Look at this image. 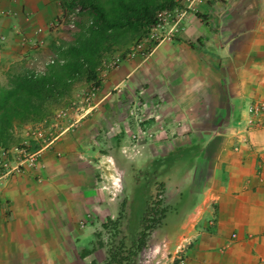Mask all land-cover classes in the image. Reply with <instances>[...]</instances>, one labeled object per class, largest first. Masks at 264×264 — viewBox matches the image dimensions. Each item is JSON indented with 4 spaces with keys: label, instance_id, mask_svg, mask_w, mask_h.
Masks as SVG:
<instances>
[{
    "label": "crops",
    "instance_id": "1",
    "mask_svg": "<svg viewBox=\"0 0 264 264\" xmlns=\"http://www.w3.org/2000/svg\"><path fill=\"white\" fill-rule=\"evenodd\" d=\"M58 15V0H0V65L44 42ZM120 62L100 81L89 116L58 118L34 166L0 177V264L94 260L97 213L110 218L113 201L121 208L128 179L115 180L145 165L122 158L129 126L142 152L157 141L170 142L168 155L192 154L184 173L172 172L188 175L184 201L196 199L176 264H264V109L252 112L264 104V0H200L169 38Z\"/></svg>",
    "mask_w": 264,
    "mask_h": 264
},
{
    "label": "rangeland",
    "instance_id": "2",
    "mask_svg": "<svg viewBox=\"0 0 264 264\" xmlns=\"http://www.w3.org/2000/svg\"><path fill=\"white\" fill-rule=\"evenodd\" d=\"M175 1L176 5L179 6L185 3L184 0ZM60 3H64L63 8L60 7ZM95 3L98 6L104 7L107 11H111L116 5V0H95ZM58 4L59 15L49 28V32L45 37L44 42H41L39 43L40 45H38L37 42L39 40L35 41L34 43H36V47L34 49H31V46L28 47L27 50L29 51H26V55L22 54L19 57V60L10 64L3 63V65H0V83H2L6 78V71L9 67H11V65L15 66L13 68L25 69L32 71L35 74L43 75L48 73L51 66L60 65V63L65 60L62 58L61 54L58 53L59 51L55 50V47L75 45L77 43L84 42L88 38L89 29L92 27L87 26L91 23L93 17V13H90L89 7L84 6L80 0H58ZM119 5L122 7V4ZM149 26L150 25L146 26L145 30H147ZM202 29H206V27L204 26ZM210 30L211 29L205 30V32L209 33ZM120 38L122 39L118 44H110V47L101 50L99 63L95 67V78L98 80V85L95 84L97 86V91H99L100 88V81L102 82L106 77H109L112 70L115 69L121 62H119L116 67L110 69H105L103 67V63L111 60L114 56L123 55L126 49L131 46L132 43L137 41L134 40L135 34L128 35V32H122ZM49 42L51 45L50 47ZM91 82L92 80H86L82 73L79 75L75 74L69 83L68 88L63 91L61 96L62 98L59 100H48L42 104V108L46 112L50 110L48 115L39 121L32 120L30 122L23 123L16 120L12 123V126L9 129L10 137L8 143L5 146L0 147V152L5 150V158L13 160L20 156L21 153L19 152V149L23 148L25 151H34L40 148V146H43L47 140H50L49 138L52 136V130L57 129L55 124L57 123V125H59L61 118L64 117L62 120L65 119L66 123H70L75 119V122H77L81 114H84L82 117L89 116V107L92 105V101L96 96L94 94L92 98H86L88 97V95H86L88 93V89L92 86V84H94ZM116 91L119 92V90ZM127 101L128 100H124L125 105L127 104ZM133 110L130 109L131 114L133 113L134 115L136 113ZM128 113L129 111L127 112V116L129 115ZM58 118H60V121ZM108 119L111 121L109 117ZM129 128L126 132L127 136L122 140V150L124 155L122 158L125 157L130 161H134V167H140L145 163L144 168L139 170L137 175L145 173L148 174L150 171L149 168L156 165V163L154 161L146 163V161L154 157H161V159L167 157L168 161H170L164 162L163 164L166 168L172 166V155H168L169 151H172L173 149L170 142H164V140H162L164 143H159L158 145V142L154 140L156 142L154 145H151V149L149 151H146L149 153V155H147L148 153L145 151L142 152L143 147L137 142L139 139L135 137V133L131 128ZM40 129H44V131H41L40 136V139L43 141L35 139ZM114 131L117 130H108V133L112 134ZM54 134H56V132ZM146 134L148 136L154 135L152 132H146ZM30 139H33V141ZM14 148H17V153L13 150ZM155 152L156 154L154 156ZM117 156L118 158L121 157L119 154ZM181 157L182 156L179 155L180 160H183ZM123 161L126 162L125 160ZM129 164H131V162ZM199 166L200 164L198 163L195 175H198ZM123 169L125 172L128 170V176L130 168L125 167ZM183 169L184 167H181L179 170L184 173L185 171ZM161 170L162 165L158 167L157 172L162 175L166 173L165 171L162 173ZM167 175L169 176L168 178L166 177L167 180L164 187L165 195L155 194L156 190H151L150 199V203L158 209L159 203H162L163 197H165L163 203L166 202L167 204H171L166 217H162L163 219L157 223L145 220L147 223L156 224L155 226L153 225L148 227V229L143 228L145 233L144 238H141L142 242L139 243L137 238L140 235L134 234L135 232L133 233L132 230L139 222V216L143 209L142 201L133 199L132 205L130 204L129 211L127 212L130 214L128 221L125 218L124 211L123 214L119 213L122 209V204L120 208V205L117 207V204L113 201L109 211L111 214L110 218H107V212L106 210H103L102 212L100 211V213H97V217L94 219V236L92 237L93 240L90 247V251L92 252L90 257H93L94 260L90 263L88 262V258L85 260L83 259L82 264H176L183 259L181 255L184 253L187 242L185 239L186 233L183 232L185 227L182 225L183 222L186 221L184 219L188 214V204L194 202L196 199L193 198L194 200H191L187 197L186 200L188 199V201H184L182 199L173 205L178 190L182 191L181 197L184 195L185 183L181 182L184 181L188 175L183 174L182 176L177 177L175 174H172V169L170 172H167ZM127 176L124 178L120 177L119 180H115V184L119 185L121 183V186H123V183L127 181L126 179H128L127 185L128 187L131 186L133 184L132 178H134V176H132V178ZM191 179L192 173L190 174L187 183H190ZM194 181L196 182V180ZM192 183L194 184V182ZM193 184H190L188 188L191 189V191L197 190L198 187V183ZM110 186L111 183L108 182L106 197L111 196V198L115 200L117 195H110L109 192H112L113 190ZM157 189L159 188L157 187ZM138 193H140V191L136 192V194ZM172 206L174 208H178V212L172 213ZM140 229L141 227L139 230ZM187 239H189V236H187Z\"/></svg>",
    "mask_w": 264,
    "mask_h": 264
},
{
    "label": "trees",
    "instance_id": "3",
    "mask_svg": "<svg viewBox=\"0 0 264 264\" xmlns=\"http://www.w3.org/2000/svg\"><path fill=\"white\" fill-rule=\"evenodd\" d=\"M80 2L89 7L90 13H93L91 23L87 26L92 28L89 29L88 38L84 42L55 47V50H58V53L65 59L60 65L51 66L48 73L43 75L25 69L13 68L14 65L7 69L6 78L0 83V147L8 143L9 129L14 121L18 120L23 123L32 120L39 121L48 115L50 110L46 112L42 108V104L48 100L62 98L63 91L68 88L75 74L82 73L86 80H92L91 83L98 85V80L95 78V67L99 63L101 50L110 47V44H118L122 39L120 38L122 32H128V35L135 34V41L144 37L145 27L155 23V11L176 5L175 0H116V5L112 10L107 11L104 7L96 5L95 0H80ZM63 4L60 3V7L63 8ZM119 4H122V7ZM179 155L183 160H180ZM179 155L172 154V166L168 168L163 163L170 160L168 161L167 157H164L160 163L149 168L148 174L137 175L136 173L133 175L134 178L131 177L133 184L129 186L126 200L122 203L119 213L123 214L124 211L128 221L130 214L127 212L133 199L142 201L143 209L139 216V222L132 230L133 233L135 232L134 234L140 235L137 238L139 243L142 242L141 238H144L143 228L148 229V227L155 226L158 221L163 219L162 217H166L167 211L170 209L162 203H159L158 209L152 205L150 203L151 190H156L155 194H162L166 177L168 178L170 175H167V172H170L171 169L172 172L175 171L192 154L182 151ZM161 165V172H166L163 174L164 176L157 172ZM137 191L140 193L136 194ZM182 197L184 200V195ZM173 212H178V210L172 206ZM145 220L156 223H147Z\"/></svg>",
    "mask_w": 264,
    "mask_h": 264
},
{
    "label": "built area",
    "instance_id": "4",
    "mask_svg": "<svg viewBox=\"0 0 264 264\" xmlns=\"http://www.w3.org/2000/svg\"><path fill=\"white\" fill-rule=\"evenodd\" d=\"M185 3L181 4V7H173L169 10H161L156 14L155 24L150 26L147 33L135 42L133 45L128 47V49L124 52L122 56H114L111 60L106 61L103 63V67L105 69H110L116 67L120 61L124 59H129L134 57L137 54L144 56L148 54L153 45L160 43L162 40L169 38V35L174 32L178 25L186 18L187 13L193 12L195 6L200 0H184ZM165 25V28H164ZM97 92V86L92 84V86L88 89V97H93L94 94ZM264 104H260L259 107L256 109H252V112L255 111L256 113H260L264 108ZM64 116V115H63ZM256 116V115H254ZM259 115H257L258 117ZM261 123H264V120H261ZM41 131H38L37 137L35 139H40ZM43 141L42 139H40ZM50 140L45 142L43 146L34 150V151H25L23 148L19 149L20 156L16 157L15 159H7L5 158V150L0 152V177L6 176L11 171L18 169L19 166L23 164L33 167L38 156L41 154V151L48 146ZM49 142V143H48ZM15 152L17 153V148H14ZM15 153V154H16Z\"/></svg>",
    "mask_w": 264,
    "mask_h": 264
},
{
    "label": "clouds",
    "instance_id": "5",
    "mask_svg": "<svg viewBox=\"0 0 264 264\" xmlns=\"http://www.w3.org/2000/svg\"><path fill=\"white\" fill-rule=\"evenodd\" d=\"M173 7H181V6H179V5H175V6H173ZM173 7H164V8H161V9L156 10L155 13H154V19H156V14H157L159 11H161V10H165V9H166V10H169V9H172ZM191 13H192V12H191ZM187 14H188V13H187ZM155 22H156V21H155ZM154 24H155V23L151 24L150 26H152V25H154ZM150 26H149V27H150ZM149 27L147 28L146 33H147ZM164 28H165V27H164ZM146 33H145V34H146ZM140 39H141V38H140ZM138 40H139V39H138ZM138 40H137V41H138ZM137 41H136V42H137ZM133 44H134V43H132L131 45H133ZM158 44H159V43H158ZM129 47H130V46H129ZM127 49H128V48H127ZM127 49H126V50H127ZM137 55H140V54H137ZM121 56H122V55H121ZM135 56H136V55H135ZM140 56H142V55H140Z\"/></svg>",
    "mask_w": 264,
    "mask_h": 264
}]
</instances>
